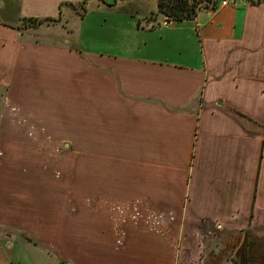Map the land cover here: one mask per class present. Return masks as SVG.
I'll return each instance as SVG.
<instances>
[{
	"label": "crops",
	"instance_id": "0c3cea01",
	"mask_svg": "<svg viewBox=\"0 0 264 264\" xmlns=\"http://www.w3.org/2000/svg\"><path fill=\"white\" fill-rule=\"evenodd\" d=\"M67 1L0 0V57L8 66L9 38L28 32L22 19L57 21L62 5L75 4ZM151 14L139 22L142 32L152 30ZM185 22L195 24L191 48L183 45L193 50L188 57L149 55L139 39L119 44L116 63L103 67L106 91L89 95L97 117L86 133L83 206L91 215L85 237L63 239L77 243L76 253L8 236L0 264H177L173 225L194 227L200 238L202 226L264 228V0L203 8ZM66 221L54 226L56 236ZM21 241L33 247L22 253ZM205 249L201 242L193 264H216Z\"/></svg>",
	"mask_w": 264,
	"mask_h": 264
},
{
	"label": "rangeland",
	"instance_id": "374dc122",
	"mask_svg": "<svg viewBox=\"0 0 264 264\" xmlns=\"http://www.w3.org/2000/svg\"><path fill=\"white\" fill-rule=\"evenodd\" d=\"M67 2L75 4L62 5L58 20L63 21L28 28L19 41L9 38V66L0 57V241L6 245L8 236H30L51 252L58 248L75 254L76 242L72 247L63 239L86 236L85 140L97 117L88 99L97 89L106 91L101 89L107 76L103 67L116 63L119 44L135 39L147 54L181 62L193 52L183 47L190 45L188 35L195 24L165 28L158 23L165 22L163 17L157 16L152 30L142 32L139 22L145 26V16L152 13L149 21L158 12L159 0ZM192 43L199 47L196 33ZM132 215V209L127 211V219ZM61 219L67 226L56 236L54 226ZM200 228L202 238L194 227H171L172 247L180 253L177 264L198 261L208 233L207 227ZM31 247L21 241L19 249L25 253ZM248 256L252 264H264L258 242Z\"/></svg>",
	"mask_w": 264,
	"mask_h": 264
},
{
	"label": "flooded vegetation",
	"instance_id": "af4514ba",
	"mask_svg": "<svg viewBox=\"0 0 264 264\" xmlns=\"http://www.w3.org/2000/svg\"><path fill=\"white\" fill-rule=\"evenodd\" d=\"M261 229L264 228L252 227L240 231L241 236L236 234L238 232L224 231L216 227L208 229L207 238L204 241L205 252L215 258L216 264H222L225 261L233 264H252L248 256L249 248L258 242L259 246L264 249V231ZM215 247L221 249L217 251L214 250ZM210 250L215 252L210 253Z\"/></svg>",
	"mask_w": 264,
	"mask_h": 264
},
{
	"label": "trees",
	"instance_id": "16d2710c",
	"mask_svg": "<svg viewBox=\"0 0 264 264\" xmlns=\"http://www.w3.org/2000/svg\"><path fill=\"white\" fill-rule=\"evenodd\" d=\"M217 4L218 0H159L158 12L149 18V22H155L157 16H162L165 22L172 25L193 21L203 8L215 10ZM48 21L53 20L31 18L22 20L24 28H37ZM236 234L241 236L242 232ZM210 257L214 258L213 256Z\"/></svg>",
	"mask_w": 264,
	"mask_h": 264
},
{
	"label": "built area",
	"instance_id": "2783aa9c",
	"mask_svg": "<svg viewBox=\"0 0 264 264\" xmlns=\"http://www.w3.org/2000/svg\"><path fill=\"white\" fill-rule=\"evenodd\" d=\"M235 0H218V4H217V7H220V8H225V7H228L230 6L232 3H234ZM3 246V243L0 241V250Z\"/></svg>",
	"mask_w": 264,
	"mask_h": 264
},
{
	"label": "water",
	"instance_id": "95a60500",
	"mask_svg": "<svg viewBox=\"0 0 264 264\" xmlns=\"http://www.w3.org/2000/svg\"><path fill=\"white\" fill-rule=\"evenodd\" d=\"M68 146V145H67Z\"/></svg>",
	"mask_w": 264,
	"mask_h": 264
}]
</instances>
